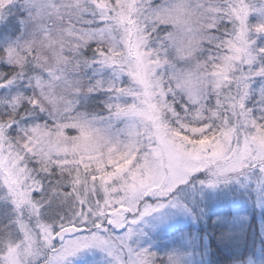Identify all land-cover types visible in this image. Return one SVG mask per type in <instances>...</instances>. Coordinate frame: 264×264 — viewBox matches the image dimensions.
Returning <instances> with one entry per match:
<instances>
[{
    "label": "snow or ice",
    "instance_id": "snow-or-ice-1",
    "mask_svg": "<svg viewBox=\"0 0 264 264\" xmlns=\"http://www.w3.org/2000/svg\"><path fill=\"white\" fill-rule=\"evenodd\" d=\"M0 264H264V0H0Z\"/></svg>",
    "mask_w": 264,
    "mask_h": 264
}]
</instances>
